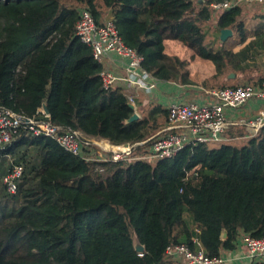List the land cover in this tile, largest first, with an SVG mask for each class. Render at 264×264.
I'll return each mask as SVG.
<instances>
[{
    "label": "trees",
    "instance_id": "obj_1",
    "mask_svg": "<svg viewBox=\"0 0 264 264\" xmlns=\"http://www.w3.org/2000/svg\"><path fill=\"white\" fill-rule=\"evenodd\" d=\"M213 1L0 0V107L85 139L146 142L166 128L169 111L138 101L140 118L127 122L135 113L127 93L104 88V64L76 35L80 10L100 24L110 11L124 43L160 81L195 84L191 60L168 50L178 42L214 67L205 89L260 85L264 77L226 78L253 70L248 63L264 50V30L239 52L216 45L224 29L243 43L248 34L241 6L215 14ZM226 135L229 141L188 145L155 163L142 158L149 141L131 160L114 162L88 160L97 156L93 148L73 155L22 128L0 151V264H181L168 246L217 257L235 250L242 235L264 237V128L249 139L240 127ZM15 165L24 172L11 193L4 178Z\"/></svg>",
    "mask_w": 264,
    "mask_h": 264
},
{
    "label": "built area",
    "instance_id": "obj_2",
    "mask_svg": "<svg viewBox=\"0 0 264 264\" xmlns=\"http://www.w3.org/2000/svg\"><path fill=\"white\" fill-rule=\"evenodd\" d=\"M246 3L264 5V0H214L210 8L218 14ZM76 35L84 44L92 48L94 57L99 63L103 64L104 59L111 54L125 61V76L121 77L113 71L104 69L101 72V79L105 89H111L118 83L125 82L128 100L136 107L137 112L136 92L151 94L161 81L143 68V58L135 49L124 43L111 12L100 24L96 22L89 9L82 8L76 26ZM209 97V100L204 102L172 101L167 107L169 120L163 131L146 142L122 145H112L105 140L85 139L78 131H63L61 127L47 120L26 118L11 109L0 107V151L12 143L14 137L23 128L31 136L54 138L67 152L76 156H81L85 149L93 148L97 156H91L88 160L114 162L128 160L133 157L137 146L150 141L151 147L142 158L155 163L161 159L174 158L188 145L229 141L226 133L232 127L244 129L245 135L241 137L243 139L257 136L264 128V80L258 86L246 84L213 90L209 92ZM253 104H261L257 113L241 116V109L251 107ZM41 112L46 117L49 116L44 109ZM23 172L22 165H15L4 178V184L9 192H17ZM194 241L200 245L198 239ZM240 250L245 252L243 258L238 254ZM166 254L181 264L264 262V237L253 238L250 235H242L235 250L223 251L217 257L206 255L203 249L193 251L186 245H170Z\"/></svg>",
    "mask_w": 264,
    "mask_h": 264
},
{
    "label": "rangeland",
    "instance_id": "obj_3",
    "mask_svg": "<svg viewBox=\"0 0 264 264\" xmlns=\"http://www.w3.org/2000/svg\"><path fill=\"white\" fill-rule=\"evenodd\" d=\"M243 16L242 20L245 24V31L248 34V39L245 43L241 40V35L234 34L232 37L227 39L226 41H220L216 45L220 47H224L227 50H231L233 52L241 51L249 42L254 40L255 32L258 29L264 30V6H251V7H244L243 8ZM168 50L174 54L179 55L182 58H187L191 60L190 70L195 77V80L198 86L204 87V82L206 79H209L214 74L215 70L212 64L208 61L202 60L199 57H191L192 51L185 47L184 45L178 42H170ZM252 58H250L249 65L253 68L251 72H246L245 74H238L231 73L226 78V81L230 78V75L235 74L234 78H230V80H235L238 78L239 81L244 80L245 78L248 79L251 76L259 79L264 77V50L259 47L252 53ZM259 67V68H258ZM196 90L200 93L199 88L197 87ZM227 138L229 136L227 135ZM242 143V139L238 140ZM95 153V152H94ZM133 157L130 158V160Z\"/></svg>",
    "mask_w": 264,
    "mask_h": 264
},
{
    "label": "crops",
    "instance_id": "obj_4",
    "mask_svg": "<svg viewBox=\"0 0 264 264\" xmlns=\"http://www.w3.org/2000/svg\"><path fill=\"white\" fill-rule=\"evenodd\" d=\"M261 5L264 6L263 4H255V3L248 4V3H246V4H242L241 7L242 8H244L246 6L247 7H251V6H255V7L258 6L259 7ZM108 13H110V11L106 12V14L104 15V19ZM103 64H104V67L106 70L113 71L118 76L123 77L126 75V63H125V61H123L121 58H119L118 56H116L114 54L108 55L104 59ZM191 79L192 80L195 79V77H193L192 72H191ZM193 81L195 82V84L190 85V86H184V85H180V84L174 83V82L161 81L160 84L158 85V87L156 88V90L151 94H146L145 92H136V95H135L136 101H137V103H138V101L143 102L144 106L145 105L147 106L151 103H159L163 107L167 108L168 105L172 101H175V100L186 101V102L208 101L210 98L209 92H211L213 90H217V88L210 89V90L202 88L201 86L197 85L195 80H193ZM117 86L121 87L124 90L126 88L125 82H120L117 84ZM197 87L199 88L200 93H198V91L196 90ZM260 107H261V104H253L251 107H245V108L241 109L240 114H241V116H243V115H248V116L254 115L255 113H257V111L259 110ZM238 254H240L239 256H241L242 258L245 256V252L242 250H240V252H238ZM236 264H251V263L244 261L243 263L237 262Z\"/></svg>",
    "mask_w": 264,
    "mask_h": 264
},
{
    "label": "water",
    "instance_id": "obj_5",
    "mask_svg": "<svg viewBox=\"0 0 264 264\" xmlns=\"http://www.w3.org/2000/svg\"><path fill=\"white\" fill-rule=\"evenodd\" d=\"M233 34L234 33H233V31L231 29H224V30H222V32H221V41H223V42L226 41L227 39H229L230 37H232ZM234 77H235V74L230 75V78H234ZM130 106H131V108L133 110L136 109V107L134 105L131 104ZM44 110H45L46 114H49V111H48L47 106H44ZM139 118H140V115L135 111V113L133 114V116L127 122L128 123H131L133 121L138 120ZM226 236H227V233L224 232L223 233V238H225ZM135 249H136V251L138 253H143L145 251V246L137 239V237L135 239Z\"/></svg>",
    "mask_w": 264,
    "mask_h": 264
}]
</instances>
